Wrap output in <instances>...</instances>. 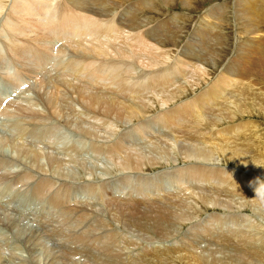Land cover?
I'll use <instances>...</instances> for the list:
<instances>
[{"label": "rangeland", "instance_id": "1", "mask_svg": "<svg viewBox=\"0 0 264 264\" xmlns=\"http://www.w3.org/2000/svg\"><path fill=\"white\" fill-rule=\"evenodd\" d=\"M9 1L10 0H8V2ZM37 1H41V4L37 3V9L25 15L30 25L21 32L19 31L13 32L15 34L14 43H19L20 38L23 36H26L27 40L29 41H32V39H34L33 35H36L37 34L36 32L39 30L35 26L38 25L40 22L45 23V21L48 20L45 14H47L51 10V3H53L52 8L60 6L61 8L64 9L65 7L68 8L70 6L68 5V3H65L66 0H57V2H63L61 4L55 3V0H37ZM149 1L150 3L154 2L153 4L155 7V10L153 8L151 9L149 8V6L147 5ZM196 1L195 0H131L130 2H127V5L130 4L131 2H137L138 4L141 3L142 5L140 4V17L143 18V16L144 17L152 16L153 19H149V21L153 22L152 24L159 22L160 20L162 21V23L164 24V29H165L162 32L164 33V35H165V32L169 33L170 36L169 38L165 37L164 35L162 36L161 50L162 51L165 50L166 52L168 51V53H171L173 50L177 52L181 49V47L185 45L187 46V44H188V47L197 46L198 39L196 40L193 39L192 35H195L196 37L199 35L198 31L201 28H204L205 24L203 25V22L206 23L205 22L206 20H207V24H206L207 27L209 26L211 28L213 27L212 28L213 31L211 35L212 37H210L209 42L207 43V47L203 50V51H206L205 52L206 55L204 58L205 60L203 59L204 62L200 60L201 63L199 61L198 62L191 61L190 63L186 58L182 57V60L184 61L183 62L181 60L183 62L182 67L188 73L187 78L186 77L181 78L179 76H176V79H174L172 77L173 80L170 81L171 85L168 86L166 90L165 88H162L161 86H159V88H155L156 87L155 86L153 91L152 89L150 90L144 89L141 92V94L145 96L138 95L136 99L133 98L132 100H131L132 97H124L119 93L118 91L119 87L117 84H113L114 91L110 93L113 90L109 87L111 86V83L109 85L107 84V82L105 84H102L103 82L101 81H104V82L106 81V80H103L104 78L97 77L98 80H91L89 78L91 76L90 75L85 76L83 74L84 73L83 71L80 73L70 71L72 67H75L74 65L75 63L72 62L71 64H69V62L72 60L75 54L82 53L83 48H88L93 44H98L99 41L100 42L102 41L103 48L105 49L108 48L106 49V51L108 53L110 52L109 56L111 55L115 56L114 51H117L119 46H122L123 48L125 44L124 43L121 44L120 37L123 38L124 36L126 38L129 34L128 32L129 28L127 29L121 24V22L123 21L120 20V23H119L118 17L120 16V14L122 15L123 13H125L126 9L122 10V8L126 7L125 3L123 4V6L122 4L119 5L117 9V13L115 14L116 17L113 20V23L114 24L116 23V25L114 26L115 28L113 29L110 37H105V36L102 38L99 37L100 40H97L91 34L90 35L82 34L79 36L78 32L76 31L74 32L75 37L71 35L67 36L65 34V33H69L70 31H67L65 33L63 32L58 33V34H61L62 35L61 36V35H55L56 32H53V30L44 29L45 31H47L48 35L47 33H45L41 37V40L45 39V41H50L51 39L50 43L46 44V47L41 46V49H42L41 52L37 51L36 50L37 48H36L35 52L31 56H26V58L23 57L24 55H26V52H22L20 54L13 53V46L11 43L12 40L9 36H6L4 32L2 31L4 29L3 25L7 24V21L4 22V20H6L5 13L7 12L8 14H10L11 11L8 12V10H5V9L2 11L4 12V14L2 15L4 18L1 21V23L3 24L0 23L1 24L0 25V29H1L0 30V39H1L0 40V95H2L4 99H3V103H1L3 104L1 105L2 108L0 107V139H2L3 135L6 136L7 139H4L2 141V144L0 143V152H3L4 154L8 156L5 157V156L0 155V159L4 161L3 165L4 164L6 165L7 163L8 165L3 166L1 164L0 172L2 169V172L8 174V176L0 179V183L6 182L9 184L3 187L0 186V203L4 206V208L0 207V214L5 215L6 217L10 218L9 219L10 222H8V227L2 225L0 222V237H1L0 238V249H1L0 264H36V263L44 264V262H48L50 260L49 258H51V255L53 253V251L49 249L50 247L54 248L53 254L61 253V247H58V244L60 245L63 244L64 247H68L71 245L72 241L74 240V239L73 240H69V239L78 238L79 235L85 236L84 238L85 242H91L87 244V247L97 245L101 248L102 245H105V244L111 245L115 242V245L112 246L111 248L119 249L118 247H120L123 249V252L125 254L129 253L133 257H137L138 252L145 254L146 252L144 251H146L147 248L151 249L152 247H154L156 249H159V248L161 249V248H166L163 245H173V244L181 245L182 241L183 242L187 241V243H189L187 245H188V248H190L189 249L190 251L186 250L185 254L192 253L194 257H197L196 258L197 260L194 261V263L186 260L187 264H203L202 262L198 261L199 259L205 262L206 264H209V262H212V261H209L212 259L214 261L216 260L215 262L217 264H232V263L233 264H244V263L245 264L246 263L247 264H264L263 260L260 261V259H257L251 256V253H249V251L246 250L244 247L243 249L239 245V242L237 240L235 241L238 243L239 246L236 245V242H231V244L230 243L227 244L225 242L226 244V247H225V246H221V243L219 242H215V243L212 242L213 240L205 241V238L201 236L203 235V233L206 234L207 232H209V231H204L205 227L207 228L210 227L209 229H212V230L214 228L220 232L223 231L222 234H227V235L231 233L229 232V230L232 232H236L235 230L244 231V233H246L247 235H252L254 230L261 229V231L264 233V230H263L264 229V196H262L264 194L260 195L261 199L256 198V197L252 198L248 196L243 197L240 193H232L230 189L228 190L226 187L224 188V185H221L219 183L218 185L215 182L207 181L204 179L195 180L194 177L179 178L178 176L180 173H176L179 168H185L186 166L190 164H195V163L196 164L200 163L201 165L202 164H210V165L214 164L215 166L214 169L217 172L223 173L225 176L229 174V173H226L228 172V170L229 171L232 170L233 171L231 174L232 179L243 177V180L247 183L246 189H249L250 191H253L254 193H259V192L264 193V185H263L264 184V115L261 113L259 114L257 113L258 111L260 112V110L258 109L259 104L263 103L264 105V82H263L264 72L260 73V70H261L260 68L258 69L255 68L256 70H253V72L251 71V73L247 76L248 78L246 80V83L249 89L251 87L252 89L251 91L253 92L252 94L254 95L253 96L251 94V97H250L251 99L246 98L247 94L250 91L247 94H245L243 93V88H240V87L235 88L231 85L229 89H227V91L223 93L221 98L220 97L216 98V103L212 105L211 108L205 110L203 114V117L206 115H209L210 118L214 117L215 119L219 117L218 118L219 125L218 124L210 125L209 128H205V131L225 129V131H228L229 134H227L226 132L223 135L233 136L235 138L233 142H238L246 146V148L241 149L243 152L236 153L239 155H245V160H247L248 163L243 164V165H241L240 162L239 163H237L236 161L234 162L233 160L229 158H227L226 160L221 159L222 158L221 155L219 156V158L216 157V155L214 157L211 151H210V156L207 158H203V157L201 158L200 156L196 157V155L194 154H189L188 157H185L184 156L185 153H183V151L179 153L178 151L179 145L183 144L182 146H188V148H192L193 150H197L199 149V147H200V150L203 149L204 147H205L204 149L206 150L207 147L209 148V145L207 143L199 142V140H188V139L184 140V137L182 136H178L180 138L179 139L178 137H176L177 135H175V132H169L170 134L168 132L166 133V128L162 124H160L158 121H156L154 118H153L154 120L150 119V120H146L140 123L139 125L142 126L140 128L138 125V121H136L137 118H135V116L132 114L128 115L127 117H124V116L116 117L112 114H103L102 112L98 114L94 112V107H93L94 104L91 103L94 99L101 100V101L106 100V99H111V100L115 99L114 100L115 105L121 104V103H131L132 101L135 102L136 105H140V106H142L143 104H146V105L151 104L153 108H151L152 106H148V107L146 106L147 112L145 111L144 113H142V117L140 116L141 117L140 119L143 120L144 118H152L153 116H156L158 112L163 113L166 109H169L170 107L179 104L181 101H183V99L188 100V99L193 98V96L194 98H196L197 97L196 94L198 95V97H200L202 94L201 91L210 85L214 87L213 88L214 93L216 91H219L220 87L219 86L216 87L215 82L217 81L221 82L222 79L226 80L228 76H229L228 79L230 80V82L233 83V85L245 86V83H241V82H245V80H243V77H240V76L238 77L236 73H233L234 75H230L229 71L226 70L228 69L226 67L230 63H232L234 59L235 61L238 60V56L241 53L240 52L241 50L239 49L241 47V44H243V41L249 44L254 43L255 45L254 47H256V50L259 51L260 53L263 51L262 53L264 54V38H263L264 36V24H263L264 15H261L262 19L260 16L259 18L254 17L253 18L254 21L252 20L253 23L259 26V27L256 26L258 27V28H255L256 32L252 28H251L252 31L251 30L248 31V29L250 28L247 29L245 27V24H246V21H248L249 17H248V14L246 15V17H244L246 14L245 13L246 11L244 12L243 6H239L237 4L239 0H234V1L233 0H200V1L196 0ZM8 2L6 0V6L10 4V2L9 3ZM156 2L159 5L156 4ZM249 2H252V3L254 2L253 5H257V0L255 1L249 0ZM39 5H42L43 8L42 6H41V9L38 8ZM216 7L218 9L220 8L221 10L219 9L220 10L219 11ZM227 7L230 10H228ZM11 10H12V6H11ZM64 11L65 13H67L64 16L78 15L77 16L78 18L77 17L76 18L80 20L81 23L83 19L89 18L88 20H90V18L93 16L87 11L83 13L82 11L73 10L72 8L65 9ZM209 11L211 12V14ZM79 12L80 14L83 13L84 15L86 13L85 17H83V15L81 17L79 15ZM206 12L208 13L206 14ZM219 12H221V14ZM225 12H227V14ZM203 14L205 18L207 17L206 19L202 17ZM205 14L207 16H205ZM216 15L218 16L220 15L221 17L219 16L220 17L219 18ZM182 16L186 18V19L183 18L182 19L183 21L179 20L180 17L182 18ZM241 16H243V18ZM171 17L174 20L171 19ZM222 17H225V19H222ZM39 19L40 21L38 23L37 20ZM226 19H227V22H226ZM201 20H202V23H200ZM228 20H230L231 22ZM257 20L258 21L260 20L259 21L260 23ZM220 21H222L223 23ZM261 21L263 22L261 23ZM168 22H171L172 25ZM181 23H183L182 26H181ZM241 24H244V26ZM55 25H58L57 27H60L61 24L59 23V21H57ZM39 27L43 28L41 26ZM44 28H46L45 24H44ZM143 28L144 26L142 27V29ZM64 30H67V29H64ZM169 30L171 33L168 32ZM241 30H242L241 32L242 34L240 33ZM60 31H63V30H60ZM141 31L142 30H139L136 32L141 35ZM247 31L250 32V34L252 33V35H250ZM176 32H178V35L176 34ZM213 32L216 34H214ZM244 32L245 34H243ZM115 34L117 36V39H116ZM246 34L250 36V39H249V36ZM171 35L174 38L171 37ZM256 37L257 39H255ZM108 39L109 40L111 39V40L109 41ZM241 39H243L242 42H241ZM144 40L149 46L153 45L152 47H155V46L158 47L157 45H154L153 43H151L152 41H148L147 39H144ZM176 40H177L178 46H176L175 44L174 46L175 48H173L172 44L174 42L176 43ZM1 42H3V44H1ZM213 42L214 43L218 42L216 44H219L220 46L222 45L221 46L222 49L220 50V53L218 54L219 56H216L215 52L211 53V50H210L211 48L209 47L212 46ZM107 45H109L110 47ZM112 47H113V51L111 50ZM168 48H172V50ZM214 49L219 50L218 47H215ZM132 51L133 52L135 51L133 58L129 57L125 59L129 62L131 61L130 63L137 62L135 65L138 64L137 65L138 67L137 66L134 67L133 65L129 66L130 69L128 73H130L132 76L134 77L137 76L138 73L141 71L146 72V74L150 73L148 75H151L153 74L152 73L153 69H157L154 71H158L160 69V66L158 67L157 65L156 68L154 66L153 69L151 68L150 70V67L152 66L149 67L144 64L145 61H147V59L141 60L142 58L140 59L137 55L138 52H136L137 51L136 48H133ZM123 52H125V50H123ZM123 52L121 51V53ZM221 52L222 54L226 53L225 56L222 55ZM40 53H42L43 56L41 59L38 60L37 58L34 57V55L40 54ZM172 53H171L172 58L174 59L176 57L175 59L180 61L181 57L175 54V52L173 54ZM208 53H211L212 57ZM213 55H214V58H213ZM260 55L261 54L257 56L258 59ZM22 58H24L25 61H21ZM29 58H32L33 61L29 60ZM208 58L210 60H208ZM134 59L137 61H135ZM170 60L171 59H169L168 62ZM87 61L88 62L92 61L95 64L98 63V59H88ZM33 62H34V65L31 64ZM140 62L142 64H140ZM86 64L87 62L84 64V67H86ZM66 65H68V67H66ZM92 65L93 64H90L88 65V67H91ZM114 65L120 68V71H118L119 72L118 76L115 74H112L110 77L111 81L116 83V81H119V78L123 77V75L121 74V71H126L127 69H125V66H122V62H116ZM65 67L67 68V70L65 69ZM99 67L102 71V70H105L106 65L99 66ZM202 69H204L203 73L201 72ZM112 70L113 69L110 68V72ZM205 71L207 72L205 73ZM255 72H258L259 74ZM106 73H109V72H106ZM158 73L160 74V71H158ZM201 73H202V81L199 83L192 84L191 80L195 78V75L201 74ZM251 74L253 75L252 78H251ZM15 76L16 77L18 76L19 78H21L22 76L23 81L21 82V79L18 80L17 78H15ZM12 78L13 79L15 78L14 81L11 80ZM183 79L186 80V82H184ZM254 79L255 80L258 79L257 81L259 82L255 81ZM182 81L183 83H181ZM253 81L254 83H256L255 85ZM180 83L182 84V86H180L181 85ZM73 85L76 87H74ZM106 86H108L110 89L107 88ZM183 86L186 88H183ZM80 87L84 88L85 92L81 93V91H78V88ZM188 87L189 88L191 87L190 90H188L189 89ZM192 87H194L195 89ZM103 88L107 90H103ZM180 88H182L183 90L182 92H180L181 91ZM57 90L58 91L61 90V91L58 92ZM170 91H173V93H177L180 95L176 99L167 101L168 103L165 102L164 104L166 105L162 103L163 106L162 105L160 106L161 100L167 99L164 97L165 95H169ZM88 92L91 93L90 96H94V97L96 96V97L93 99H91L90 96H89V99L86 98L85 94H89ZM115 92L119 93V95H117V93ZM37 93L38 95H36ZM53 93H54V96H53ZM24 97L26 98L24 101H22V103H23L24 108H25V105L27 104L26 108L28 106L27 110L29 112L25 110L23 111L20 110L19 111L20 122H18L17 124L15 123L13 126H8V122L10 120V118L8 119L9 112H6L7 114H1V113L5 112L6 109L9 108L7 107V104L10 101H13L15 104L17 102H21L22 98ZM49 97L54 98V101H56L54 103L56 107L55 105L53 106L51 105L49 101ZM209 97L210 96H208V98ZM243 99L250 101V104H255L253 105L255 112H245L242 115H239L238 113L232 119L221 118L220 120V117H221L220 115H222L221 110L222 112L225 111L223 109L224 106L232 107L231 105L232 103L234 104L235 101H241ZM34 100L36 101L33 102ZM83 104L85 106H83ZM79 105L81 108L79 107ZM70 107L71 109H68ZM149 107L150 109H148ZM35 109L37 110L35 111ZM262 111L264 112V107ZM146 113H149V114H146ZM129 116H131L130 117L131 119H128ZM84 118L86 119L84 120ZM21 119L22 120L24 119V120L22 121ZM95 119L97 120V122ZM245 121H250L251 123L254 124V126L251 128L254 134H249L248 130L244 131L240 129V127L244 125ZM18 126L20 127L22 126V128H24V132H23L24 135H20V133H18ZM110 127H113V128L109 130ZM236 127H238L239 134H235L229 131V130H233V132H235L237 130ZM117 129L123 132V137L119 139V141L122 142L126 150L129 149L128 150L129 152H133V153L136 152L139 155H142L146 159L150 160L149 168L148 166H146L140 172H136V170L127 171L124 169H119L116 162L114 161L116 160V158L113 157L115 154L111 153L110 155V153L109 152L107 153L106 151H101L100 153V151L93 148V145L95 143L99 144L103 142L105 144L107 142L116 140L114 138L117 137V131H118ZM113 132H116L115 133L116 136H114ZM161 134H165V135H161ZM166 134H169V135L166 136ZM172 134H174L175 137ZM165 136L167 137V139ZM9 138H13L12 139L13 143L11 146L10 144H8L10 142V140H8ZM181 138L183 139L181 140ZM186 142H188L189 144L187 143L188 145L187 144L185 145ZM46 143L48 146L46 145ZM102 144H99L97 146H101ZM165 144L166 145L171 144L170 145L171 147L166 146ZM231 144L232 142H228V145H230V147H233V145ZM194 146H196L197 148L196 147L194 148ZM72 147H73L72 150L68 149ZM158 147L159 148L161 147L162 149L160 148L161 149L160 150ZM21 148H23V151L20 150ZM24 148L27 152H25ZM166 148L167 150H165ZM168 149L170 150V152ZM47 153L51 155L53 154V156H56L55 160H53L55 162L52 165L48 162L47 156L49 155ZM159 153H162V154L160 155ZM171 153L172 154L174 153V154L171 156ZM31 154H35V156L31 157ZM9 156H11L12 158H9ZM17 158H20L22 160L17 159ZM57 161L59 162L57 163ZM218 167H220V169ZM25 170H28L29 173L26 174L25 172H28V171H25ZM19 174L21 175V177ZM17 178L20 180H18ZM41 184L43 187L41 186ZM155 185H157V187H155ZM145 186H147V188H150V190L143 189L145 188ZM256 187L257 188L259 187V188L257 189ZM212 188L215 190H213ZM224 189L226 191H224ZM58 193L61 194L62 201H60ZM188 195L191 196V197L189 196V199L191 198L190 200L188 199ZM129 196L130 197L133 196L132 198L136 200H133L134 202L133 201L129 202ZM205 196H207L206 198H207L209 205L208 204L206 205L207 201L206 199H204ZM2 200H5V201H2ZM210 201H212V206L210 204L211 203ZM203 202L205 203V205ZM213 202L214 203L217 202L216 205ZM223 202L224 203L228 202L231 206L230 207L227 206L226 208ZM218 203L219 204L223 203V204H221L220 205L221 207H220V206H217ZM166 208L168 209L171 208V209L166 210ZM253 208H255V210ZM197 210H198V213L195 214V211ZM182 214H184L183 217H185L186 215L188 219L186 217L185 219L184 218L181 219ZM189 214L191 216L190 218H189ZM161 217L162 218L169 217V219L170 218L174 219V217L176 218L178 217L177 219L175 218L176 222L173 223V225L171 224V227L168 228L169 233L165 236L164 235L159 236V234L156 233V232H159V230L152 229L153 227H155V225L158 223ZM226 217L230 219L228 220ZM255 217L258 220L255 219ZM254 223H256L258 226H256V224ZM12 229L19 233L14 232ZM30 230L32 232H36L37 234H39V239H37V241L35 242L36 244L34 245V248H33L34 251L32 250L31 253L25 251L24 249L22 250V248L20 249V247H16L17 244L20 245V243L18 242H22L24 238V233L30 232ZM53 230L57 232H61L62 234H66V235H70V233L73 232V237H70V236L67 237L61 234V236H58V237L52 236L53 237L52 238L50 236L54 232ZM7 232H8V235H7ZM197 232L199 234H197ZM2 233L6 236L5 238H7L6 239L7 241L6 240L5 241L8 242L9 246L6 245V247L8 246L9 248L8 247L6 248L3 244V241H1L2 237L4 236ZM20 233L22 234L20 235ZM102 235L107 236L108 238L107 237L104 238L105 240L100 239L98 242L94 241L95 237L97 236L102 237ZM111 235L114 236L113 239ZM156 236H158V238ZM25 238H24V241H25ZM65 238H68V239L65 240ZM214 238H218V237L215 236ZM106 240L108 242H106ZM209 241H211V243H209ZM77 244L79 245V243H76V245ZM220 247H225V248H220ZM2 249H3V252H2ZM16 251H18V254H15L17 253ZM244 252L247 254H245ZM35 253H37L36 256H35ZM84 254L85 253L83 252L82 254L77 255L80 258V260H76L77 256L71 257L72 262H68L66 264H78V263L79 264H93V263L103 264L98 261H94L92 263H86L87 258H85ZM179 254L180 256H182L183 253L179 252ZM28 255H30L31 257ZM13 256H16L17 258ZM64 256L66 257V255ZM245 256H247V258ZM19 257L21 258L19 259ZM28 257H29V261L26 262V259ZM69 257L70 256L68 255L67 259L71 261ZM207 257L209 260L207 259ZM243 257H245V259ZM34 258L35 259L38 258V259H36L35 261ZM102 258H104V256ZM137 258H139V256ZM42 260H45V261H42ZM207 260H208V263H207ZM38 261H40V263ZM166 262H168L166 264H183V262L179 263L178 260H176L174 263V260L167 261L166 259ZM140 264H146V263L140 262ZM155 264H160V262H155Z\"/></svg>", "mask_w": 264, "mask_h": 264}, {"label": "bare ground", "instance_id": "2", "mask_svg": "<svg viewBox=\"0 0 264 264\" xmlns=\"http://www.w3.org/2000/svg\"><path fill=\"white\" fill-rule=\"evenodd\" d=\"M131 0H66L65 3H68V5H70L68 8H61L60 6L58 7H53L52 8V5L53 3H51V10L45 14V16L47 17V21H45V23L43 22H40V19L37 20L38 21V25L43 27V28H40L38 25H36L35 27L37 29H39L36 33V35H33L34 39H32V41H29L27 40L26 36H23L20 38V42L19 43H14V38H15V34L13 33L14 31H23L26 29V27H28L30 24H29V21L27 20V17H25V15L29 14L31 11L33 10H36L37 9V3L41 4V1H33V0H10V4H8V6H6V0H0V23L2 21V19L4 18L2 15L4 14V12H2L4 9L5 10H8L11 11L10 14H8L7 12L5 13V16H6V20H4V22L7 21V24H4V29L2 30L4 32V34L6 36H9L11 38V43H12V46H13V53H17V54H20L22 52H26V55H24L23 57L26 58V56H31L34 52H35V49L39 52L42 51L41 49V46L42 47H46V44H49L50 41H45V39H42L41 40V37L47 33V31H45L44 29H47V30H53V32H56L55 35H61V34H58L60 32H67V31H70L69 33H65L67 36L71 35V36H74V32H78V35H87V34H91L95 39L97 40H100V38L102 37H110L111 36V33L113 31V29L115 28L114 26L116 25V23L114 24L113 23V20L114 18L116 17L115 14L117 13V9L119 7V5L125 3L126 4V7L125 8H122V10L126 9L125 10V13H123L122 15L120 14V16L118 17L119 19V23H120V20L123 21L121 22V24L126 27L129 31V34L128 36L125 38L123 36L120 37V41H121V44H125L122 48V46H119L118 47V50L117 51H114V54L115 56H109V53L106 51V49L108 48H103L102 46V41L98 44H93L91 45L90 47L88 48H83V52L82 53H77L73 56L72 60L69 62V64H71L72 62L75 63V67H72L70 69V71H73V72H76V73H80V72H84L83 74L85 76L87 75H90L91 77H89L91 80H98L97 77H102L104 78L103 80H106L105 82L104 81H101L103 82L102 84H105L107 82V84L109 85L111 83V86H109L111 89H113L110 93H112L114 91V85L113 84H117L118 85V91L119 93L124 96V97H132L131 100L134 98L136 99L138 97V95H142V96H145L143 94H141V92L144 90V89H152V91L154 90V87L155 88H159V86H161L162 88H166L168 86L171 85V82L173 79H176V76H179L181 78H187L188 76V73L187 71H185V69L182 67V63L184 62L182 60V57L186 58L190 63L191 61L194 62V61H199L201 63L200 60H202V62H204V58H205V55H206V51H203L206 47H207V43L209 42V39L210 37H212V31H213V27L211 28L210 26L207 27V20H203L205 21L206 23L203 22V25H204V28H201L198 32H199V35L196 37L195 35H192L193 39H198L197 40V46H193V47H188V44L187 46H183L181 47V49L179 51H175L173 50L172 52L175 54H177L179 57H181L180 61L177 60V59H173L172 58V55L171 53H168V51L166 52L165 50L162 51L161 50V38L162 36L164 35V33L162 32L164 29V24L162 23V21L160 20L159 22H156L154 24H152L153 22L152 21H149V19H153L152 16H148V17H144L141 18L140 17V4H138L137 2H131L130 4L127 5V2H130ZM196 1V0H195ZM200 1V0H199ZM234 1V0H233ZM255 1V0H254ZM8 2V0H7ZM8 2V3H9ZM144 2V1H142ZM184 2V1H183ZM191 2V1H190ZM198 2V1H196ZM55 3H63V2H57V0H55ZM54 3V4H55ZM154 2L150 3V1L148 2V6L149 8H153L155 10V7H154ZM170 3V1H169ZM168 3V4H169ZM192 3V2H191ZM231 3V2H229ZM235 3V2H234ZM256 3V2H255ZM156 4H158L156 2ZM164 4V3H163ZM193 4V3H192ZM239 6H243L244 7V12L246 13L244 17H246V15L248 14V21H246V24H245V27L248 29V31H252V29L255 31V28H258L259 26L255 23H253L254 21V17L256 18H259L261 15H264V0H257V5H253L254 2H249V0H239L238 3H237ZM236 4V5H237ZM142 5V4H141ZM159 5V4H158ZM167 5V4H166ZM170 5V4H169ZM217 5V4H216ZM232 5V4H231ZM11 6H12V10H11ZM41 6L42 5H39L38 8L41 9ZM146 6V5H145ZM184 6V5H183ZM142 7V6H141ZM186 7V6H185ZM237 7V6H236ZM43 8V6H42ZM69 8H72L73 10H78V11H82L83 13L85 11L89 12L91 15H93L90 20H88L89 18H85L83 19L82 23L80 22V20H78L77 16L78 15H69V16H64L65 14V9H69ZM159 8V7H158ZM156 8V9H158ZM161 8V7H160ZM217 8V7H216ZM222 8V6H221ZM235 8V7H234ZM239 8V7H238ZM142 9V8H141ZM218 9V8H217ZM216 9V10H217ZM220 9V8H219ZM218 9V10H219ZM228 9V7H227ZM210 10V9H209ZM221 10V9H220ZM219 10V11H220ZM230 10V9H228ZM239 10V9H238ZM242 10V9H241ZM55 11V12H54ZM208 11V10H207ZM152 12V11H151ZM161 12V11H160ZM210 12V11H209ZM79 12V15L82 17H85V15ZM208 12H206L207 14ZM221 14V12H219ZM227 14V12H225ZM231 13V12H229ZM228 13V15H229ZM143 14V13H142ZM205 14V16H207ZM211 14V12H210ZM154 15V14H153ZM178 15V13H177ZM214 15V14H213ZM224 15V14H223ZM118 16V15H117ZM146 16V15H145ZM181 16V15H179ZM218 16V15H216ZM215 16V17H216ZM220 16V15H219ZM218 16V17H219ZM237 16V15H236ZM77 17V18H76ZM204 17V14L203 16ZM201 17V18H202ZM217 17V18H218ZM221 17V16H220ZM219 17V18H220ZM238 17V16H237ZM243 18V16H241ZM184 18V16H182V18L180 17L179 20L183 21L182 19ZM205 18V17H204ZM207 18V17H206ZM205 18V19H206ZM214 18V17H212ZM231 18V17H230ZM117 19V20H118ZM148 19V21H147ZM171 19H173L171 17ZM186 19V18H184ZM222 19H225V17H222ZM228 19V18H227ZM227 19H226V22H227ZM240 19V18H239ZM238 19V20H239ZM246 19V18H245ZM261 19H262V16H261ZM164 20V19H163ZM170 20V19H169ZM174 20V19H173ZM232 20V19H231ZM253 20V21H252ZM256 20V19H255ZM59 21V23L61 24L60 27H57L58 25H55V23ZM89 21V22H88ZM154 21V20H153ZM166 21V20H165ZM211 21V20H209ZM224 21V20H222ZM220 21V22H222ZM230 21V20H228ZM235 21V20H234ZM233 21V22H234ZM258 21V20H257ZM256 21V22H257ZM260 21V20H259ZM258 21V22H259ZM264 21V20H263ZM261 21V23L263 22ZM150 22V23H149ZM175 22V21H174ZM173 22V23H174ZM177 22V21H176ZM179 22V21H178ZM200 22V21H199ZM231 22V21H230ZM232 22V23H233ZM236 22V21H235ZM241 22V21H240ZM144 23V24H143ZM171 24V22H168ZM167 23V24H168ZM202 23V20L201 22ZM217 23V22H215ZM223 23V22H222ZM231 23V24H232ZM244 23V22H242ZM260 23V22H259ZM3 24V23H1ZM0 24V25H1ZM44 24H45V27L44 28ZM166 24V25H167ZM169 24V25H170ZM178 24V23H177ZM180 24V23H179ZM183 23H181V26H182ZM219 24V23H217ZM225 24V23H224ZM264 24V23H263ZM6 25V26H5ZM118 25V24H117ZM172 25V24H171ZM194 25V24H193ZM202 25V26H203ZM209 25V24H208ZM226 25V24H225ZM229 25V24H228ZM244 26V24H241ZM240 25V26H241ZM261 25V24H259ZM144 26V28L142 29V27ZM201 26V24H200ZM219 26V25H218ZM223 26V25H222ZM227 26V25H226ZM232 26V25H231ZM236 26V24H235ZM258 26V27H256ZM178 27V26H177ZM176 27V29H177ZM261 27V26H260ZM166 28V27H165ZM180 28V27H179ZM178 28V29H179ZM183 28V27H182ZM232 28V27H231ZM239 28V26H238ZM244 28V27H242ZM252 28V29H251ZM263 28V27H262ZM64 29H67V30H64ZM181 29V28H180ZM184 29V28H183ZM182 29V30H183ZM1 30V29H0ZM44 30V31H43ZM60 30H63V31H60ZM124 30V29H123ZM139 30H142L141 31V35L138 34L136 31H139ZM174 30V28H173ZM181 30V31H182ZM197 30V29H196ZM194 30V31H196ZM221 30V29H220ZM223 30V29H222ZM243 30V29H242ZM242 30L240 31V33L242 32ZM260 30V29H259ZM1 31V32H2ZM178 31V30H177ZM180 31V30H179ZM185 31V30H184ZM188 31V30H187ZM238 31V30H237ZM244 31V30H243ZM247 31V32H248ZM52 32V33H53ZM170 32V30L168 31ZM175 32V31H174ZM221 32V31H220ZM256 32V31H255ZM133 33V34H132ZM171 33V32H170ZM181 33V32H180ZM179 33V34H180ZM183 33V32H182ZM214 33V32H213ZM250 34V32H248ZM176 34L178 35V32H176ZM192 34V33H191ZM216 34V33H214ZM224 34V33H223ZM242 34V33H241ZM245 34V32L243 33ZM255 34V33H253ZM48 35V33H47ZM183 35V34H182ZM248 35V34H246ZM252 35V33L250 34ZM263 35V34H261ZM37 36V37H36ZM62 36V35H61ZM116 36V34H115ZM122 36V35H121ZM165 37L169 38L170 34L169 33H166L165 32ZM191 36V35H190ZM216 36V35H215ZM222 36V35H221ZM241 36V35H240ZM249 36V35H248ZM119 37V36H118ZM171 37H173L171 35ZM179 37V36H178ZM184 37V36H183ZM189 37V36H188ZM252 37V36H251ZM31 38V37H30ZM112 38V37H111ZM174 38V37H173ZM220 38V37H219ZM218 38V39H219ZM248 38V37H247ZM264 38V36H263ZM116 39H117V36H116ZM144 39H147L148 41H152L151 43H153L154 45H157L158 47H152V46H149ZM179 39V38H178ZM192 39V41H193ZM214 39V37H213ZM246 39V38H244ZM249 39H250V36H249ZM257 39V37L255 38ZM261 39V37H260ZM1 40V39H0ZM109 40V39H108ZM111 40V39H110ZM109 40V41H110ZM224 40V39H223ZM229 40V39H228ZM243 39H241V42H242ZM217 41V40H216ZM221 41V40H220ZM225 41V40H224ZM246 41V40H245ZM260 41V40H259ZM262 41V40H261ZM30 42V43H29ZM89 42V41H88ZM104 42V41H103ZM195 42V41H194ZM223 42V41H222ZM81 43V42H80ZM90 43V42H89ZM96 43V42H95ZM218 42H213L212 46L209 47L211 48V53H214L215 52V55L216 56H219L218 54L220 53V50L222 49V45L220 46L219 44H216ZM228 43V42H227ZM233 43V42H232ZM1 44H3V42H1ZM37 44V45H36ZM106 44V43H105ZM104 44V45H105ZM109 44V43H107ZM113 44V43H112ZM164 44V43H163ZM178 46L177 45V40H176V43L174 42L172 44V47L175 48L174 46ZM225 44V43H224ZM240 44V43H239ZM258 44V43H257ZM202 45V47H201ZM109 46V45H107ZM106 46V47H107ZM112 46V45H111ZM114 46V45H113ZM226 46V45H225ZM254 43H246L243 41V44H241V47L239 50H241L239 53L240 55L238 56V60L235 61H232V63H230L226 68V70L229 71L230 75H234L233 73H236V75L239 77H243V80H245V82H241V83H245V86L243 85H233L232 82H230V80L227 78L226 76V80H223L222 78V81L221 82H215L216 83V87L219 86L220 89L219 91H216L215 93L213 92V86L210 85L206 88H204L202 91H201V96L198 97V95L196 94V98H191V99H188V100H184L183 97V101H181L179 104L177 105H174L172 107H170L169 109H166L163 113H160L158 112V114L156 116H153L152 118H144L143 120H141L140 118L142 117V113H144L147 108L146 106H152L151 104L150 105H146V104H143L142 106L140 105H136L135 102H131V103H121V104H116L114 103V100L115 99H106V100H93L91 103L94 104V112L96 113H103V114H112L116 117H121V116H124V117H127L128 115H134L136 119V121H138V125L146 120H150V119H155L156 121H158L160 124H162L165 128H166V133L168 132H175V135H177L176 137L178 136H182L184 137V140L185 139H188V140H199V142H203V143H207L209 145V148L207 147V149L209 150H205L203 147V149L200 150V147L199 149L197 150H193L192 148H188V146H182L183 144L179 145L178 146V151L179 153L181 151H183L184 156L185 157H188L189 154H194L196 155V157H203V158H207L210 156V151L211 153L214 155H216V157L219 158V156L221 155L222 158L221 159H224L226 160L227 158L233 160L234 162L236 161L237 163H241V165L243 164H247L248 161L245 160V155H239V154H236V153H240V152H243L241 149L243 148H246V146H244L243 144L241 143H238V142H233L235 140V138L233 136H228V135H223L224 133L227 132V134H229L228 131H225V129H216L214 131H211V130H208V131H205V128H209L210 125H219V120L217 117V119H215L214 117L213 118H210L209 115H206L203 117V114L205 112V110L209 109L212 107V105H214L216 103V98L220 97L223 95V93H225L227 91V89H229V87L232 85L233 87L235 88H243V93L247 94L249 91V93L247 94V97L248 99H251V94L253 93L251 90V87L249 89L247 83H246V80H247V76L251 73V71L253 72V70H256L255 68H260V73H263L264 72V54L259 51L256 50V47H254ZM110 47V46H109ZM215 47H218L219 50L217 49H214ZM133 48H136L138 52V57L143 60V59H147V61H145V65L146 66H152L150 67V70L151 68L153 69V67L158 65V67L160 66V69L158 71H160V74L158 73V71H154V70H157V69H153V74L151 75H148L146 74V72H139L137 76H132L129 72V66L133 65L134 67L137 66L135 65L136 63L132 62L130 63L129 61L125 60L126 58H133V55L135 54V51L133 52ZM167 48V47H166ZM227 48V47H226ZM261 48V47H260ZM125 50V52H123V50ZM132 49V50H131ZM170 50H172V48H168ZM177 49V48H176ZM213 49V50H212ZM259 49V48H258ZM113 51V47L111 49ZM169 50V52H170ZM121 51L123 53H121ZM208 51V49H207ZM223 52V50H222ZM221 52V54H222ZM225 52V51H224ZM172 53V54H173ZM211 53H208L211 55L212 57V54ZM228 53V52H227ZM226 54V53H225ZM225 54H222L225 56ZM231 54V53H230ZM235 54V53H234ZM260 55L259 59L257 58V56ZM175 55V56H177ZM237 55V53H236ZM20 56V55H18ZM42 53L40 54H36L34 55L35 58H37L38 60L42 58ZM106 58H105V57ZM108 56V57H107ZM209 57V56H208ZM237 57V56H236ZM235 57V58H236ZM22 58L21 61H25V59ZM213 58H214V55H213ZM221 58V57H219ZM218 58V59H219ZM225 58V57H224ZM227 58V57H226ZM88 59H98V63L95 64L94 62H88L87 60ZM136 59V58H135ZM134 59V60H135ZM171 59L169 62L168 60ZM204 59V60H203ZM217 59V58H216ZM261 59V60H260ZM29 60L33 61L32 58H29ZM130 60V59H129ZM133 60V59H132ZM208 60H210L208 58ZM224 60V59H223ZM226 60V59H225ZM137 61V60H135ZM207 61V60H206ZM213 61V59H212ZM221 61V60H220ZM230 61V62H231ZM87 62L86 64V67H84V64ZM103 62V63H102ZM116 62H122V66H125V69H127L126 71H121V74L123 75V77L119 78V81H116L115 82H112L110 77L112 74H115V75H119V72L120 71V68L116 65H114ZM211 62V61H210ZM208 62V63H210ZM206 63V62H205ZM204 63V64H205ZM219 63V62H218ZM217 63V64H218ZM227 63V61H226ZM32 65H34V62L31 63ZM90 64H93L91 67H88V65ZM140 64H142L140 62ZM193 64V63H192ZM213 64V62H212ZM103 65H106V68L105 70H102L100 69L99 66H103ZM194 65V64H193ZM215 65V64H214ZM128 66V68H127ZM201 66V65H200ZM212 66V65H211ZM66 67H68V65H66ZM65 67V69L67 70V68ZM138 67V66H137ZM148 67V68H149ZM110 68H112L113 70L110 72ZM140 68V67H139ZM137 68V69H139ZM146 68V67H145ZM186 68V67H185ZM192 68V67H191ZM190 68V70H191ZM194 68V66H193ZM136 69V68H135ZM141 69V68H140ZM193 70V69H192ZM197 70V69H196ZM225 70V71H226ZM109 72V73H106V72ZM133 71V70H132ZM136 71V70H135ZM198 71V70H197ZM204 69H202V73H203ZM208 71V70H207ZM205 71V73L207 72ZM200 72V71H199ZM198 73V72H197ZM202 73L201 74H196L195 75V78L193 80H191V83L192 84H195V83H199L202 81ZM227 73V72H226ZM255 73H258V72H255ZM208 74V73H207ZM212 74V73H211ZM259 74V73H258ZM135 75V74H134ZM255 75V74H254ZM191 76V74H190ZM209 76V75H208ZM220 76V75H219ZM236 76V77H237ZM258 76V75H256ZM206 77V76H205ZM221 77V76H220ZM224 77V76H223ZM253 77V75L251 74V78ZM255 77V76H254ZM261 77V76H260ZM259 77V78H260ZM15 78H17L18 80L21 79V82L23 81V78L21 76V78H19L18 76ZM14 78V79H15ZM250 78V79H251ZM263 78V77H262ZM14 79L12 78L11 80L14 81ZM180 79V78H179ZM242 79V78H241ZM178 80V79H177ZM181 80V79H180ZM179 80V81H180ZM255 80V79H254ZM258 80V79H257ZM255 80V81H257ZM184 82H186V80L183 79ZM183 81L181 83H183ZM57 82V81H56ZM70 82V81H69ZM204 82V81H203ZM248 82V81H247ZM259 82V81H257ZM264 82V81H263ZM66 83V82H65ZM71 83V82H70ZM178 83V82H177ZM180 83V84H181ZM254 83V81H253ZM100 84V83H99ZM189 84V82H188ZM202 84V83H201ZM238 84V83H237ZM256 83H254L255 85ZM61 85V84H60ZM68 85V84H67ZM179 85V84H178ZM56 86V85H55ZM74 86V85H73ZM174 86V85H173ZM182 86V84L180 85ZM185 86V85H184ZM183 88H186L184 87ZM187 86V84H186ZM189 86V85H188ZM250 86V85H249ZM71 87V86H70ZM76 87V86H74ZM107 88H109L108 86H106ZM200 87V86H199ZM218 87V88H219ZM109 88V89H110ZM189 88V87H188ZM191 88V87H190ZM190 88L188 90H190ZM194 88V87H192ZM71 89V88H70ZM73 89V88H72ZM77 89V88H76ZM75 89V90H76ZM182 92V88H180ZM195 89V88H194ZM217 89V88H216ZM64 90V89H63ZM68 90V89H67ZM74 90V89H73ZM103 90H107L105 88H103ZM176 90V89H175ZM178 90V89H177ZM187 90V89H186ZM235 90V89H234ZM58 91V90H57ZM61 91V90H60ZM58 91V92H60ZM78 91H81L82 92H85L84 91V88H78ZM192 91V89H191ZM123 92V93H121ZM171 92V93H170ZM169 92V95H165L164 98H167L165 100H161V104L160 106L166 102L168 103L167 101H170V100H173V99H176L180 94H177V93H173V91H170ZM178 92V93H180ZM185 92V91H184ZM195 92V91H194ZM39 93V92H38ZM38 93L36 95H38ZM79 93V92H78ZM89 93V92H88ZM117 93V92H115ZM119 93H117V95H119ZM200 93V92H199ZM4 94V93H3ZM43 94V93H42ZM58 94V93H57ZM65 94V93H64ZM75 94V93H73ZM102 94V93H101ZM168 94V93H167ZM194 94V93H193ZM260 94V93H259ZM60 95V94H59ZM66 95V94H65ZM86 95V98L89 99V96L91 95V93L89 94H85ZM184 95V94H183ZM253 95V94H252ZM46 96V95H45ZM53 96H54V93H53ZM63 96V95H62ZM68 96V95H67ZM82 96V95H81ZM84 96V95H83ZM98 96V95H97ZM101 96V95H100ZM189 96V95H188ZM191 96V95H190ZM208 96H210L208 98ZM254 96V95H253ZM252 96V97H253ZM47 97V96H46ZM60 97V96H58ZM65 97V96H64ZM74 97V95H73ZM91 99L95 98L94 96H90ZM121 97V96H120ZM119 97V98H120ZM26 97L22 98L21 102H17L14 104L13 101H10L8 104H7V108L5 112L1 113V114H7L6 112H9L8 113V119L10 118L9 122H8V126H13L15 123L17 124L18 122H20V116H19V111L20 110H25L27 112H29L26 108V105H25V108L23 106V103L22 101L25 100ZM52 98V99H50ZM81 98V97H80ZM100 98V97H99ZM102 98V97H101ZM116 98V97H114ZM150 98V97H149ZM163 98V99H164ZM3 97L2 95H0V107L2 108L1 103H3ZM42 99V98H41ZM61 99V98H59ZM98 99V97H97ZM104 99V97H103ZM122 99V98H121ZM153 99V98H152ZM162 99V98H161ZM209 99V100H207ZM80 100V99H79ZM118 100V99H117ZM123 100V99H122ZM128 100V98H127ZM130 100V101H131ZM155 100V99H154ZM180 100V99H179ZM36 100H34L33 102H35ZM38 101V99H37ZM49 101L51 103V105H55L54 103L56 101H54V98L53 97H49ZM61 101V100H60ZM82 101V99H81ZM159 101V100H158ZM243 101V102H241ZM241 101H235L234 104L232 103V107H229V106H224V110L222 112L221 110V113L222 115H220V120L221 118H229V119H232L236 116V114L239 113V115H242L243 113L245 112H255V109L253 108V105L255 104H250V101L248 100H241ZM77 102V101H76ZM129 102V101H128ZM30 103V102H29ZM28 103V104H29ZM68 103V102H67ZM66 103V104H67ZM163 103V104H162ZM175 103V102H174ZM6 104V103H5ZM4 104V105H5ZM61 104V103H59ZM69 104V103H68ZM157 104V103H156ZM166 105V104H164ZM68 106V105H67ZM70 106V105H69ZM76 106V105H75ZM83 106H85L83 104ZM34 107V106H33ZM56 107V105H55ZM59 107V105H58ZM78 107V106H77ZM80 107V105H79ZM257 107V106H255ZM263 103H260L259 106H258V109L260 110V112L258 111L257 113H261L264 115V112L262 111L263 110ZM73 108V107H72ZM81 108V107H80ZM83 108V107H82ZM153 108V106L151 107ZM160 108V107H159ZM158 108V109H159ZM31 109V108H30ZM57 109V108H56ZM68 109H71L68 108ZM67 109V110H68ZM84 109V108H83ZM96 109V110H95ZM150 109V107L148 108ZM157 109V108H156ZM37 109H35L36 111ZM53 110V109H52ZM85 110V109H84ZM58 111V110H57ZM56 111V112H57ZM83 111V110H82ZM257 111V110H256ZM54 112V111H53ZM55 112V113H56ZM147 112V111H146ZM220 112V111H219ZM91 113V112H89ZM88 113V114H89ZM24 114V113H23ZM57 114V113H56ZM59 114V113H58ZM94 114V113H93ZM146 114H149V113H146ZM144 114V115H146ZM218 114V113H217ZM220 114V113H219ZM248 114V113H247ZM256 114V113H255ZM257 114V115H258ZM15 115V116H14ZM27 115V114H26ZM30 115V114H29ZM92 115V114H91ZM250 115V114H249ZM23 116V115H22ZM36 116V115H35ZM141 116V117H140ZM217 116V115H216ZM28 117V116H27ZM90 117V116H89ZM96 117V116H95ZM131 116H129L128 119H131L130 118ZM87 118V117H86ZM84 118V120L86 119ZM7 119V120H8ZM30 119V118H29ZM153 119V120H154ZM239 119V118H238ZM22 120V119H21ZM24 120V119H23ZM22 120V121H23ZM26 120V119H25ZM28 120V119H27ZM89 120V119H88ZM96 120V119H95ZM141 120V121H140ZM228 120V119H226ZM92 121V120H91ZM90 121V122H91ZM27 122V121H26ZM84 122V121H83ZM88 122V121H87ZM95 122V121H94ZM97 122V120H96ZM221 122V121H220ZM101 123V122H100ZM90 124V123H89ZM94 124V123H93ZM112 124V123H111ZM127 124V123H126ZM157 124V123H156ZM24 125V124H23ZM102 125V124H101ZM105 125V124H104ZM110 125V124H109ZM150 125V123H149ZM106 126V125H105ZM254 126L253 123H251L250 121H245L244 122V125H242L240 127L241 130H248L249 134H254V132L252 131V127ZM15 127V126H14ZM17 127V126H16ZM139 127L141 128L142 126L139 125ZM160 127V125H159ZM108 128V127H107ZM111 128L113 127H110L109 130H111ZM119 128V127H118ZM162 128V127H161ZM106 129V128H105ZM158 129V128H157ZM164 129V128H163ZM236 131L233 132V130H229L230 132L232 133H235V134H239V130H238V127H236ZM85 130V129H84ZM118 130V129H117ZM143 130V129H142ZM89 131V130H88ZM108 131V130H106ZM119 131V130H118ZM117 131V137H115L114 139L116 140H113V141H110V142H107V143H99V144H102L101 146H97L99 145L98 143H95L93 145V148L97 149L98 151H106L107 153L109 152L110 155L111 153L115 154L113 157L116 158V160H114L118 166L119 169H124V170H127V171H134L136 170V172H140L141 170H143L146 166H150V160L146 159L144 156L142 155H139L138 153L136 152H129L128 150H126V148L123 146L122 142L119 141V139H121L123 137V132L122 131ZM139 131V130H137ZM161 131V130H160ZM24 132V128H22V126H18V133H20V135H24L23 134ZM49 132V131H48ZM84 132V131H83ZM90 132V131H89ZM88 132V133H89ZM111 132V131H110ZM143 132V131H142ZM148 132V131H147ZM165 132V131H164ZM16 133V132H15ZM86 133V132H85ZM116 132H113L114 136H116L115 134ZM155 133V132H154ZM163 133V132H162ZM152 134V133H151ZM156 134V133H155ZM170 134V133H169ZM169 134H166V136H168ZM2 135V134H1ZM49 135V134H48ZM159 135V134H158ZM161 135H165V134H161ZM174 137L175 135L172 134ZM165 136V137H166ZM189 136V137H188ZM21 137V136H20ZM28 137V136H27ZM39 137V136H38ZM158 137V136H157ZM152 138V137H151ZM179 138V137H178ZM4 139H7L6 136H2V139H0V143L2 144V141ZM13 138H9L8 140H10V142L8 144H10V146L12 145L13 143ZM17 139V138H16ZM150 139V138H149ZM167 139V137H166ZM180 139V138H179ZM183 138H181L182 140ZM150 141V140H148ZM184 142V141H182ZM181 142V143H182ZM228 142H232L231 145H233V147H230V145H228ZM4 143V142H3ZM188 142L185 143V145L187 144ZM172 144V143H171ZM171 144L169 145H166V146H170ZM174 144V142H173ZM177 144V143H176ZM189 144V143H188ZM187 144V145H188ZM4 145V144H3ZM7 145V144H6ZM15 145V144H13ZM22 145V144H20ZM47 145V143H46ZM144 145V144H143ZM153 145V144H152ZM48 146V145H47ZM158 146V145H156ZM2 147V146H1ZM132 147V146H131ZM130 147V148H131ZM135 147V146H133ZM138 147V146H137ZM163 147V145H162ZM165 147V146H164ZM171 147V146H170ZM196 146H194L195 148ZM16 148V147H15ZM156 148V147H155ZM159 148V147H158ZM161 148V147H160ZM159 148V149H160ZM197 148V147H196ZM53 149V148H52ZM70 150L73 149L72 148H68ZM94 149V150H95ZM132 149V148H131ZM154 149V147H153ZM152 149V150H153ZM162 149V148H161ZM160 149V150H161ZM11 150V149H10ZM21 151H23V148L20 149ZM25 150V148H24ZM64 150V149H63ZM156 150V149H155ZM167 150V148L165 149ZM169 150V149H168ZM175 150V149H174ZM232 150V151H231ZM19 151V150H18ZM75 151V150H74ZM96 151V150H95ZM164 151V150H163ZM25 152H27L25 150ZM149 152V151H147ZM160 152V151H159ZM165 152V151H164ZM170 152V150H169ZM19 153V152H18ZM35 153V152H34ZM175 153V151H174ZM173 153V154H174ZM3 152H0V155L2 156H8L6 154H4ZM42 154V153H41ZM48 154V153H47ZM112 154V155H113ZM142 154V153H141ZM160 155L162 153H159ZM158 154V156H159ZM171 153V156L173 155ZM49 156H47V159H48V162L52 165L55 161V157L56 156H53V154H48ZM145 155V154H144ZM169 155V153H168ZM35 154H31V157H34ZM43 156V155H42ZM255 156V155H254ZM162 157V156H161ZM9 158H12L11 156H9ZM160 158V157H159ZM163 158V157H162ZM161 158V159H162ZM167 158V157H166ZM17 159H20V158H17ZM114 159V158H113ZM213 159V157H212ZM22 160V159H20ZM206 160V159H205ZM208 160V159H207ZM217 160V159H216ZM219 160V159H218ZM222 160V161H224ZM34 161V160H33ZM175 161V160H174ZM204 161V160H203ZM215 161V160H214ZM59 161H57L58 163ZM69 162V161H68ZM164 162V161H162ZM168 162V161H167ZM176 162V161H175ZM219 162V161H218ZM4 161L2 159H0V165L2 164L3 165ZM63 163V162H62ZM158 163V162H156ZM198 163V162H197ZM10 164V162H9ZM115 164V166H116ZM152 164V163H151ZM218 164V163H217ZM226 164V163H225ZM254 164V163H253ZM5 165V164H4ZM3 165V166H4ZM8 163L5 165L7 166ZM256 165V164H255ZM258 165V164H257ZM214 164L213 165H210V164H190L188 166H186L185 168H179L178 171L176 173H180L179 174V178H186V177H194L195 180H200V179H204V180H207V181H212V182H215V183H219L221 185H224V188L226 187L228 190L230 189L232 191V193H240L243 197L244 196H248V197H252V198H260L261 199V196L262 192H259V193H254L253 191H250L249 189H246V182L243 180V177H238V178H233L231 177V174H232V170L226 173H229L227 174L226 176L221 173V172H217L215 169H214ZM220 169V167H218ZM56 169V168H55ZM23 170V169H22ZM44 170V169H43ZM25 171H28V170H25ZM52 171V170H51ZM114 171V170H113ZM23 172V171H22ZM46 172V171H44ZM112 172V170H111ZM19 173V172H18ZM17 173V174H18ZM26 174L29 173L28 172H25ZM55 173V172H54ZM175 173V172H174ZM32 174V173H31ZM35 174V173H34ZM87 174V173H86ZM20 175V174H19ZM36 175V174H35ZM45 175V174H44ZM8 176V174L2 172V169H1V172H0V179L4 178ZM18 176V175H17ZM31 176V175H30ZM42 176V175H41ZM48 176V175H47ZM51 176V174H50ZM94 176V175H93ZM21 177V175H20ZM32 177V176H31ZM40 177V176H39ZM24 178V177H23ZM83 178V177H82ZM18 179V178H17ZM27 179V178H26ZM40 179V178H39ZM43 179V178H41ZM47 179V178H46ZM50 179V178H49ZM94 179V178H92ZM20 180V179H18ZM51 180V179H50ZM189 180V179H188ZM21 182V181H20ZM93 182V181H92ZM7 184L9 183H6V182H2L0 183V186H6ZM11 184V183H10ZM110 184V183H109ZM218 184V185H219ZM255 184V183H254ZM264 185V184H263ZM42 186V184H41ZM48 186V185H46ZM132 186V185H131ZM35 187V186H34ZM43 187V186H42ZM154 187V186H152ZM155 187H157V185H155ZM215 187V186H213ZM45 188V187H44ZM217 188V186H216ZM219 188V187H218ZM222 188V187H221ZM257 188V187H256ZM259 188V187H258ZM257 188V189H258ZM263 188V187H262ZM142 189V188H140ZM143 189H147V190H150V188H147V186H145V188ZM213 189V188H212ZM220 189V188H219ZM218 189V190H219ZM8 190V189H7ZM42 190V189H41ZM88 190V189H87ZM101 190V189H100ZM215 190V189H213ZM217 190V189H216ZM221 190V189H220ZM227 190V192H228ZM255 190V189H253ZM43 191V190H42ZM159 191V190H158ZM222 191V190H221ZM224 191H226L224 189ZM261 191V190H260ZM38 192V191H37ZM141 192V191H140ZM6 193V192H5ZM4 193V195H5ZM82 194V193H81ZM88 194V193H87ZM141 194V193H140ZM2 195V196H4ZM59 199L60 201H62V196L61 194H59ZM142 196V195H141ZM189 196L188 195V199H189ZM264 196V195H262ZM54 197V196H53ZM84 197V196H83ZM133 197V196H132ZM132 197L129 196V202L133 201V200H136V199H133ZM191 197V196H190ZM207 196H205L204 199H206L207 201ZM4 198V197H3ZM56 198V197H55ZM128 198V197H127ZM151 198V197H150ZM77 199V198H75ZM80 199V198H79ZM103 199V198H102ZM187 199V198H186ZM185 199V200H186ZM191 199V198H190ZM189 199V200H190ZM196 199V198H195ZM200 199V198H199ZM202 199V197H201ZM48 200V199H47ZM120 200V199H119ZM2 201H5V200H2ZM53 201V200H52ZM141 201V200H140ZM197 201V200H195ZM69 202V201H68ZM128 202V200H127ZM134 202V201H133ZM176 202V201H175ZM205 202V200H204ZM203 202V203H204ZM211 203V206H212V201H210ZM56 203V202H55ZM168 203V202H167ZM202 203V204H203ZM214 203V202H213ZM217 202H215L214 204L216 205ZM224 203V202H223ZM221 203V204H223ZM226 203V202H225ZM224 205L226 206H231L228 202ZM7 204V203H6ZM59 204V203H58ZM63 204V203H62ZM183 204V203H182ZM197 204V203H196ZM195 204V205H196ZM209 205L208 201L206 203V205ZM219 204V203H218ZM217 206H220L221 204H219ZM132 205V204H131ZM169 205V204H168ZM166 205V206H168ZM192 205V204H191ZM194 205V204H193ZM205 205V203H204ZM44 206V205H43ZM134 206V205H133ZM184 206V205H183ZM189 206V205H188ZM223 206V205H222ZM224 206V207H225ZM0 207L1 208H4V206L0 203ZM194 207V206H192ZM197 207V206H196ZM201 207V205H200ZM221 207V206H220ZM228 207V208H229ZM127 208V207H126ZM225 208V209H226ZM171 209V208H170ZM168 208H166V210H170ZM181 209V208H180ZM199 209V208H198ZM205 209V208H204ZM223 209V208H222ZM239 209V208H238ZM255 210V208H253ZM17 210V209H16ZM191 210V209H189ZM202 210V209H200ZM173 211V210H172ZM171 211V212H172ZM180 211V210H179ZM186 211V210H185ZM194 211V210H193ZM257 211V210H256ZM170 212V211H168ZM176 212V211H175ZM231 212V211H230ZM259 212V211H258ZM154 213V212H153ZM186 213V212H185ZM198 213V210L195 211V214ZM201 213V212H200ZM180 214V213H179ZM253 214V213H252ZM263 214V213H262ZM163 215V214H162ZM170 215V214H169ZM184 214H182L181 216V219L186 217H183ZM258 215V214H257ZM173 216V215H172ZM254 216V215H253ZM58 217V216H57ZM190 214H189V218H190ZM175 218H170L169 217H161V219L158 221V223L155 225V227H153L152 229L153 230H159V232H156L159 234V236H165L167 235L169 232V227H171V224L173 225V223H175ZM178 218V217H177ZM176 218V219H177ZM187 218V217H186ZM206 218V217H205ZM212 218V217H211ZM217 218V217H216ZM227 218V217H226ZM10 218L6 217L5 215H2L0 214V222L2 225L4 226H7L8 227V222H10L9 220ZM188 219V218H187ZM220 219V218H219ZM228 219V218H227ZM230 219V218H229ZM228 219V220H229ZM255 219H257L255 217ZM63 220V219H62ZM158 220V219H157ZM180 220V219H179ZM223 220V219H222ZM250 220V219H249ZM258 220V219H257ZM12 221V220H11ZM141 221V220H140ZM244 221V220H243ZM105 222V221H104ZM260 222V221H259ZM15 223V222H13ZM149 223V222H148ZM155 223V222H154ZM153 223V224H154ZM179 223V222H177ZM176 223V224H177ZM257 223V222H256ZM254 223V224H256ZM137 224V223H136ZM175 224V225H176ZM215 224V223H214ZM253 224V225H254ZM147 225V224H146ZM183 225V224H182ZM205 225V224H204ZM235 225V224H234ZM249 226V225H248ZM256 226H258L256 224ZM262 226V224H261ZM11 227V226H10ZM179 227V225H178ZM24 228V227H23ZM174 228V226H173ZM176 228V227H175ZM205 227L204 231H209L207 232L206 234L203 233V236L205 238V241L207 240H213L212 242H219L221 243V246H225L226 247V244H231V242H236L235 240H237L239 242V245L243 248H245L246 250L249 251V253H251V256L257 258V259H260V261H264V233L261 231V229H257V230H254L253 231V234L252 235H247L246 233H244V231H239V230H235L236 232H232L229 230V232H231L230 234H222V232L220 231H217L216 229L213 228L212 229H209ZM240 228V227H239ZM245 228V227H244ZM256 228V227H255ZM9 229V228H8ZM25 229V228H24ZM27 229V228H26ZM190 229V228H189ZM13 230V229H12ZM18 230V229H17ZM59 230V229H58ZM68 230V229H67ZM251 230V229H250ZM264 230V229H263ZM14 231V230H13ZM20 231V230H19ZM24 231V230H22ZM26 231V230H25ZM54 231V230H53ZM247 231V230H246ZM16 232V231H14ZM191 232V231H190ZM196 232V231H195ZM199 232V231H198ZM197 232V234H199ZM16 233H19V232H16ZM47 233V232H46ZM193 233V232H192ZM190 233V234H192ZM249 233V232H248ZM252 233V231H251ZM3 234V233H2ZM22 233H20L21 235ZM61 232H57V231H54L50 237H58V236H61ZM101 234V233H99ZM98 234V235H99ZM4 235V234H3ZM2 235V236H3ZM7 235H8V232H7ZM63 236H70V237H73V232L70 233V235H66V234H62ZM104 235V234H103ZM102 237H95L94 241H99L100 239H103L105 240L104 238H106L107 236H103ZM116 235V234H115ZM112 236V235H111ZM218 237V238H214V237ZM6 236L4 235L2 237V240L3 241V244L4 246L6 247V245H8V242H6L7 238H5ZM8 237V236H7ZM12 237V236H11ZM26 237V238H25ZM49 237V236H48ZM52 237V238H53ZM158 238V236H156ZM193 237V235H192ZM195 237V236H194ZM198 237V236H197ZM200 237V236H199ZM1 238V237H0ZM24 238H25V241H24ZM24 238L22 240V242H18L20 243L16 245V247H20V249L22 248V250L24 249L25 251L31 253V251L33 250L34 248V245L36 244L35 242L37 241V239H39V234H37L36 232H32L30 230V232H25L24 233ZM84 238L85 236L84 235H79L78 238H70L69 240H73L71 245L68 246V247H64V245H60L58 244V247H61V253H58V254H53L54 253V248L53 247H50L49 249L53 251L52 255H51V258H49L50 260L48 262H44V264H66L68 262H72V258L71 257H74V256H77L79 254H82L83 252L85 253L84 256L86 259V263H92L94 261H98V262H101L103 264H140V262H145L146 264H155V262H160V264H166L168 262H166V259L167 261H170V260H174V263L176 260L179 261V263H182L183 264H187L186 263V260L187 261H191L192 263H194V261H196L197 257H194L192 253L190 254H185L186 250L187 251H190L188 248V245L189 243L186 242H183L182 241V244L181 245H163L164 247L166 248H159V249H156L154 247H152L151 249L145 247L146 252L145 254L141 253V252H138V256L139 258L137 257H133L131 256V254L127 253L125 254L123 252V249L118 247L119 249H116V248H111L112 246L115 245V242L113 240V244L111 245H102V247L100 248L99 246L97 245H93V246H90V247H87V244L88 243H91V242H85L84 241ZM108 238V237H107ZM114 238V236H112V239ZM153 238V237H152ZM12 239V238H11ZM68 238H65V240H67ZM194 239V238H193ZM202 239V238H201ZM200 239V240H201ZM234 239V240H233ZM6 240V241H5ZM195 240V239H194ZM197 240V239H196ZM199 240V239H198ZM11 241V240H10ZM57 241V240H56ZM112 241V240H111ZM42 242V241H40ZM69 242V241H68ZM71 242V241H70ZM105 242V241H104ZM106 242H108L106 240ZM105 242V243H106ZM138 242V241H137ZM167 242V241H166ZM190 242V241H189ZM14 243V242H13ZM76 243H79V245ZM111 243V242H110ZM201 243V242H200ZM209 243H211V241H209ZM199 244V243H197ZM12 245V244H11ZM91 245V244H90ZM138 245V244H137ZM236 245H238V243L236 242ZM9 246V245H8ZM7 246V247H8ZM13 246V245H12ZM10 246V247H12ZM125 246V245H123ZM154 246V245H153ZM3 247V246H1ZM4 247V248H5ZM6 247V248H7ZM158 247V246H157ZM200 247V246H199ZM225 247H220V248H225ZM9 248V247H8ZM188 248V249H186ZM243 248V249H244ZM16 249V248H15ZM39 249V248H38ZM42 249V248H41ZM45 249V247H44ZM144 249V250H145ZM6 250V249H5ZM184 250V251H182ZM241 250V249H240ZM1 251V249H0ZM24 251V252H25ZM34 251V250H33ZM44 251V250H43ZM2 252H3V249H2ZM17 253L15 254H18V251H16ZM42 252V251H41ZM57 252V251H56ZM179 252H182V256H180ZM197 252V251H196ZM66 253V254H65ZM198 253V252H197ZM196 253V254H197ZM243 253V252H242ZM245 253V252H244ZM27 254V253H26ZM37 253H35V256H36ZM48 254V253H46ZM45 254V255H46ZM143 254V255H142ZM247 254V253H245ZM21 255V254H20ZM43 255V254H42ZM66 255V257L64 256ZM70 256L68 260L67 259V256ZM104 258H102L101 256ZM198 255V254H197ZM228 255V254H227ZM250 255V254H249ZM27 256V255H26ZM30 256V255H28ZM248 256V255H247ZM247 256H245L247 258ZM1 257V256H0ZM13 257H16V256H13ZM31 257V256H30ZM245 257H243L245 259ZM17 258V257H16ZM21 257H19L20 259ZM44 258V257H43ZM135 258V259H134ZM137 258V259H136ZM202 258V257H201ZM216 258V257H215ZM241 258V257H240ZM14 259V258H13ZM18 259V260H19ZM31 259V258H30ZM35 259V258H34ZM38 259V258H36ZM35 259V261H36ZM170 259V260H168ZM204 259V258H203ZM208 259V257H207ZM218 259V257H217ZM252 259V258H250ZM76 260H80V258L77 256V259ZM209 260V259H208ZM208 260H207V263H208ZM249 260V259H248ZM256 260V259H254ZM7 261V260H6ZM29 261V257L26 259V262ZM42 261H45V260H42ZM75 261V260H74ZM163 261V262H161ZM200 262H202L203 264H206L205 262H203L202 260H198ZM206 261V260H205ZM209 261H212V262H209V264H214L216 263L213 259L212 260H209ZM218 261V260H217ZM246 261V260H245ZM40 263V261H38ZM76 262V261H75ZM97 262V263H98ZM220 262V261H219ZM244 262V261H243ZM30 263V262H29ZM42 263V262H41ZM77 263V262H76ZM197 263V262H196ZM37 264V263H36ZM79 264V263H78ZM95 264V263H93ZM217 264V263H216ZM233 264V263H232ZM245 264V263H244ZM247 264V263H246Z\"/></svg>", "mask_w": 264, "mask_h": 264}]
</instances>
